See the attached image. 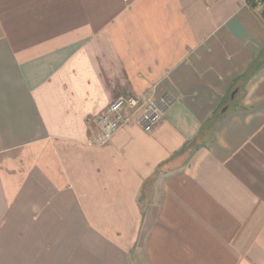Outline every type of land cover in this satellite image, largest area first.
<instances>
[{
  "label": "crops",
  "instance_id": "0c3cea01",
  "mask_svg": "<svg viewBox=\"0 0 264 264\" xmlns=\"http://www.w3.org/2000/svg\"><path fill=\"white\" fill-rule=\"evenodd\" d=\"M262 8L0 0V264H264ZM150 132L89 143L120 95Z\"/></svg>",
  "mask_w": 264,
  "mask_h": 264
},
{
  "label": "built area",
  "instance_id": "2783aa9c",
  "mask_svg": "<svg viewBox=\"0 0 264 264\" xmlns=\"http://www.w3.org/2000/svg\"><path fill=\"white\" fill-rule=\"evenodd\" d=\"M249 2L254 7L264 9V0H249ZM174 103L175 97L171 93L161 96H155L149 92L143 95H120L94 118L98 131L89 143L104 145L119 130L132 124L150 132L159 124Z\"/></svg>",
  "mask_w": 264,
  "mask_h": 264
},
{
  "label": "trees",
  "instance_id": "16d2710c",
  "mask_svg": "<svg viewBox=\"0 0 264 264\" xmlns=\"http://www.w3.org/2000/svg\"><path fill=\"white\" fill-rule=\"evenodd\" d=\"M262 17L264 18V9H262ZM264 65V52L261 56L253 61L249 69L238 77L237 80H249Z\"/></svg>",
  "mask_w": 264,
  "mask_h": 264
}]
</instances>
